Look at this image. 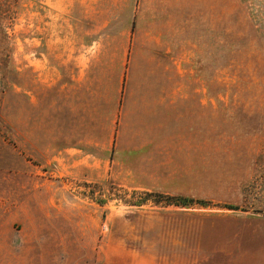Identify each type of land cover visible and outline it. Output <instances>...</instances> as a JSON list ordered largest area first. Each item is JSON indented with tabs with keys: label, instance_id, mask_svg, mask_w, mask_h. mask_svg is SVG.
I'll list each match as a JSON object with an SVG mask.
<instances>
[{
	"label": "rangeland",
	"instance_id": "rangeland-1",
	"mask_svg": "<svg viewBox=\"0 0 264 264\" xmlns=\"http://www.w3.org/2000/svg\"><path fill=\"white\" fill-rule=\"evenodd\" d=\"M0 264H264V0H0Z\"/></svg>",
	"mask_w": 264,
	"mask_h": 264
},
{
	"label": "trees",
	"instance_id": "trees-1",
	"mask_svg": "<svg viewBox=\"0 0 264 264\" xmlns=\"http://www.w3.org/2000/svg\"><path fill=\"white\" fill-rule=\"evenodd\" d=\"M167 199H168V204H175V205H177V204H180V205H184V204H186L187 202H185L184 200H181V201H179V200H172L171 201V199H172V197H167ZM136 205H138V204H140V202L139 201H136V202H134Z\"/></svg>",
	"mask_w": 264,
	"mask_h": 264
}]
</instances>
